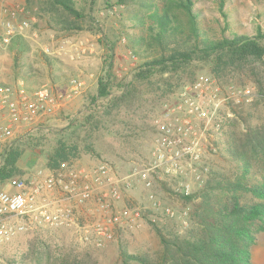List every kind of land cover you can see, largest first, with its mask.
Here are the masks:
<instances>
[{
    "label": "trees",
    "instance_id": "1",
    "mask_svg": "<svg viewBox=\"0 0 264 264\" xmlns=\"http://www.w3.org/2000/svg\"><path fill=\"white\" fill-rule=\"evenodd\" d=\"M26 1L30 6L45 3L57 14L63 30L85 28V10L75 0ZM204 1L116 0L115 4L126 6L119 21L131 23L134 32L115 30L109 36L101 28L88 27L100 34L98 40L103 46L92 107L70 119L65 127L41 125L16 137L0 158V186L23 179L26 172L20 161L27 151L36 156L44 154L46 168L52 171L62 163L74 164L84 154L99 155L108 123L124 109L150 95L172 100L184 85L194 82L202 66L224 84H255L257 102L264 106V29L259 25L255 35L239 32L230 23L226 0H210L220 16V31L215 32L198 6ZM122 36L140 59L129 79H119L114 71L117 41ZM12 42L18 55L29 50L21 37ZM46 61L53 67L51 58L46 56ZM255 104L248 105V111L244 106L235 111L227 124L231 129L226 127V139L220 143V156L235 167L234 177L212 167L202 188L182 198L192 203L186 232L166 234L157 225L161 250L156 258L121 250L123 264H252V247L257 234L264 231V112L253 122ZM241 123L245 130L238 129ZM163 187L171 190L166 183ZM49 264L96 262L69 255Z\"/></svg>",
    "mask_w": 264,
    "mask_h": 264
},
{
    "label": "rangeland",
    "instance_id": "2",
    "mask_svg": "<svg viewBox=\"0 0 264 264\" xmlns=\"http://www.w3.org/2000/svg\"><path fill=\"white\" fill-rule=\"evenodd\" d=\"M75 1L80 9L85 10L87 16L83 30H63L57 23V14L48 10L45 3L38 2L30 6L26 0H0V84L14 83L20 79L25 81L30 89L46 85L60 94L67 95L72 79L78 78L84 83L80 94L63 101L55 114L45 117L40 123L25 126L17 137L41 125L65 127L70 119L78 117L92 107L91 98L97 91L103 46L98 40L100 34L94 33L88 27L93 25L101 28L109 36L115 30L118 33L134 32L131 23L119 21L122 18L121 13H125L124 4H115L116 0H109L112 5H107L108 0ZM16 5L29 11L27 15H19L17 20L20 21L26 16L30 18L31 26L18 34L10 35L3 22L12 20L9 11ZM198 6L204 10L209 26L219 32L220 16L215 11L216 4L206 0ZM113 8L117 9L115 13L111 12ZM225 9L229 11L231 25L238 28L239 32L255 35L259 25L264 29V0H226ZM118 33L116 32V35ZM17 37H21L29 47L23 55H18L16 44H12L13 38ZM46 56L53 60V67L46 61ZM139 62L140 59L129 47V41L122 36L117 41L115 50V74L119 79H129ZM201 73L209 74L208 68L199 67L197 74ZM246 84L258 90L255 84ZM167 100L170 98L150 95L140 104L124 109L114 122L108 123V129L99 144V155L84 154L74 163L91 165L107 161L120 172H128L135 162L148 157L152 148L153 118ZM257 101L258 98L243 105V109L248 111V105L256 103L253 122L258 121L264 112V106ZM244 128L245 124H238V129L242 131ZM227 129L230 130L231 125H228ZM45 163L44 154L36 156L27 151L20 161V166L26 172L23 178L32 177L39 170L45 171ZM212 167L234 177L235 167L226 162L220 153L214 159ZM156 191L164 203L172 204L177 209L192 206V203L184 201L181 204V199L171 196L163 185ZM124 205L140 207L144 212V221L138 227L118 228L114 240L101 247L82 242L72 229L31 231L18 235L7 245L0 247V264H49L56 258L69 255L90 257L96 264H123L121 250L148 255L155 259L161 250L156 227L159 226L158 228L166 234L173 231L179 234L186 232L178 221L170 220L161 211L153 210L148 191L139 185L130 193V198L119 203L117 207ZM94 219L82 214L80 222L92 223ZM252 264H264V231L257 234L256 243L252 247Z\"/></svg>",
    "mask_w": 264,
    "mask_h": 264
},
{
    "label": "built area",
    "instance_id": "3",
    "mask_svg": "<svg viewBox=\"0 0 264 264\" xmlns=\"http://www.w3.org/2000/svg\"><path fill=\"white\" fill-rule=\"evenodd\" d=\"M28 13L20 5L9 11L12 20L3 26L10 35L31 26L26 16L17 20ZM83 86V81L74 78L64 95L46 85L30 89L20 79L0 84V158L20 130L55 114L63 101L80 94ZM255 88L224 84L201 73L154 116L151 151L128 172H120L107 161L62 163L57 170H39L32 177L0 187V247L23 233L62 228L74 230L86 244L101 247L114 240L118 228L138 227L144 221L140 207H117L138 185L148 191L153 210L188 228L190 207L180 210L164 203L156 189L166 183L171 188L169 194L182 204V198L202 188L220 153V143L226 139L229 120L238 108L258 97ZM82 214L95 218L94 222L82 224Z\"/></svg>",
    "mask_w": 264,
    "mask_h": 264
}]
</instances>
